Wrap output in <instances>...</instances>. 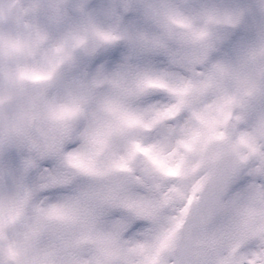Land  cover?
<instances>
[{
  "label": "clouds",
  "instance_id": "1",
  "mask_svg": "<svg viewBox=\"0 0 264 264\" xmlns=\"http://www.w3.org/2000/svg\"><path fill=\"white\" fill-rule=\"evenodd\" d=\"M0 264H264V0H0Z\"/></svg>",
  "mask_w": 264,
  "mask_h": 264
}]
</instances>
